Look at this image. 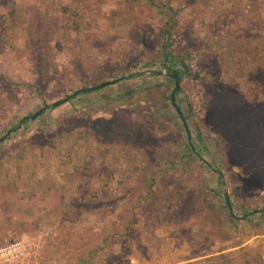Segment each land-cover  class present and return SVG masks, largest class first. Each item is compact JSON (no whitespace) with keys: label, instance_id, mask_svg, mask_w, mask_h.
<instances>
[{"label":"rangeland","instance_id":"1","mask_svg":"<svg viewBox=\"0 0 264 264\" xmlns=\"http://www.w3.org/2000/svg\"><path fill=\"white\" fill-rule=\"evenodd\" d=\"M8 131L0 264H264V0H0Z\"/></svg>","mask_w":264,"mask_h":264},{"label":"water","instance_id":"2","mask_svg":"<svg viewBox=\"0 0 264 264\" xmlns=\"http://www.w3.org/2000/svg\"><path fill=\"white\" fill-rule=\"evenodd\" d=\"M119 81H121V79H117V80H113V81L105 82V83H103V84H100V85H98V86H94V87L84 88V89H82V91H84V92H87V91L92 92V91H96V90H101V89H104V88H106V87H108V86H110V85H115V84L118 83ZM177 87H178V83H177ZM78 92H79V91L75 92L74 94H72V95H70V96H68V97H66V98H64V99H62V100H60V101H58V102H55V103L51 104V107H52V108H58V107L64 105L65 103H67V102L70 100V98H71L73 95L77 94ZM171 105H172L173 107L176 108V105H175V99H174V94H173V93H172V95H171ZM176 110H177L178 115L181 117V120H182V122H183V124H184V119L182 118L181 114L179 113V109L176 108ZM43 112H44V109H41V110L37 111L35 114H33L32 116L28 117V119L31 120V121H32V120H35V119H36L37 117H39ZM12 133H13V131H8L5 135H3V136L0 138V143L3 142V141H4V140H5L10 134H12ZM228 208H229V210H230V206H229V204H228Z\"/></svg>","mask_w":264,"mask_h":264},{"label":"trees","instance_id":"3","mask_svg":"<svg viewBox=\"0 0 264 264\" xmlns=\"http://www.w3.org/2000/svg\"><path fill=\"white\" fill-rule=\"evenodd\" d=\"M30 29V28H29ZM166 57H168V56H166ZM166 72H167V75L168 76H171V77H173L174 78V83H176V86H175V91H177V80H179L180 79V77H181V75H182V71H178V70H170V68H166ZM88 92H90V91H87V92H84V91H82V90H80L77 94H75V95H79V94H84V93H88ZM72 98V97H71ZM26 118H24V121H26L25 120Z\"/></svg>","mask_w":264,"mask_h":264}]
</instances>
